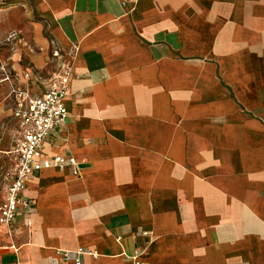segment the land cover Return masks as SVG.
<instances>
[{"label": "crops", "instance_id": "1", "mask_svg": "<svg viewBox=\"0 0 264 264\" xmlns=\"http://www.w3.org/2000/svg\"><path fill=\"white\" fill-rule=\"evenodd\" d=\"M0 59L37 94L71 63L44 153L80 163L31 177L0 264H264V0H0Z\"/></svg>", "mask_w": 264, "mask_h": 264}, {"label": "built area", "instance_id": "2", "mask_svg": "<svg viewBox=\"0 0 264 264\" xmlns=\"http://www.w3.org/2000/svg\"><path fill=\"white\" fill-rule=\"evenodd\" d=\"M22 36V30L13 29L3 39L4 44L13 42ZM1 70L6 72L5 66ZM72 65L65 62L60 69L49 78V88L41 94L33 93L11 83L9 74L3 80L10 81L15 99L14 116L18 120L19 135L11 151L13 165L9 183L0 202V225L7 227L9 237L18 231L13 227L20 209H31L33 199L24 196L23 192L28 181L38 171L47 168L64 170L71 168L75 174H80V163L72 155L46 156L45 142L54 130L64 124L69 111L66 105L70 93V76ZM29 77L28 73L24 74ZM147 234V232H144ZM16 252L15 245L11 246ZM145 250L137 251L133 258L135 264H148L141 260ZM60 259L64 262L73 260L82 264L84 256L97 258L99 254L88 248L79 247L76 250H59ZM21 264V263H18Z\"/></svg>", "mask_w": 264, "mask_h": 264}, {"label": "rangeland", "instance_id": "3", "mask_svg": "<svg viewBox=\"0 0 264 264\" xmlns=\"http://www.w3.org/2000/svg\"><path fill=\"white\" fill-rule=\"evenodd\" d=\"M14 105L12 85L7 82L0 83V202L10 180L13 165L11 150L19 135L18 120L14 116ZM3 232L4 230L0 228V244H5Z\"/></svg>", "mask_w": 264, "mask_h": 264}]
</instances>
